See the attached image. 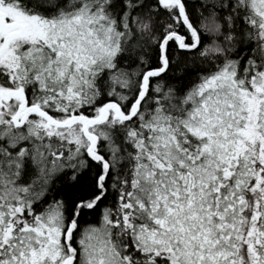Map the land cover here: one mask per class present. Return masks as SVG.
<instances>
[{
  "label": "snow or ice",
  "instance_id": "snow-or-ice-1",
  "mask_svg": "<svg viewBox=\"0 0 264 264\" xmlns=\"http://www.w3.org/2000/svg\"><path fill=\"white\" fill-rule=\"evenodd\" d=\"M0 264H264V0H0Z\"/></svg>",
  "mask_w": 264,
  "mask_h": 264
}]
</instances>
